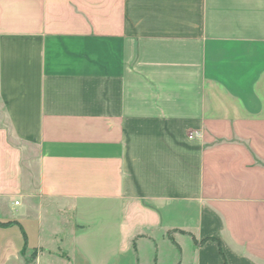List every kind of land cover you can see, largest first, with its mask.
Segmentation results:
<instances>
[{
  "label": "crops",
  "instance_id": "obj_1",
  "mask_svg": "<svg viewBox=\"0 0 264 264\" xmlns=\"http://www.w3.org/2000/svg\"><path fill=\"white\" fill-rule=\"evenodd\" d=\"M0 114V264H264V0H0Z\"/></svg>",
  "mask_w": 264,
  "mask_h": 264
},
{
  "label": "built area",
  "instance_id": "obj_2",
  "mask_svg": "<svg viewBox=\"0 0 264 264\" xmlns=\"http://www.w3.org/2000/svg\"><path fill=\"white\" fill-rule=\"evenodd\" d=\"M188 138L189 139H192L193 138V135L190 133L189 135H188ZM16 204V203H15Z\"/></svg>",
  "mask_w": 264,
  "mask_h": 264
},
{
  "label": "rangeland",
  "instance_id": "obj_3",
  "mask_svg": "<svg viewBox=\"0 0 264 264\" xmlns=\"http://www.w3.org/2000/svg\"><path fill=\"white\" fill-rule=\"evenodd\" d=\"M1 116H2V115L0 114V119H1Z\"/></svg>",
  "mask_w": 264,
  "mask_h": 264
}]
</instances>
